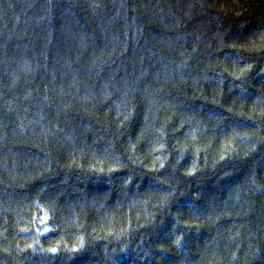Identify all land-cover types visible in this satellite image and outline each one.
I'll list each match as a JSON object with an SVG mask.
<instances>
[{
    "label": "trees",
    "instance_id": "trees-1",
    "mask_svg": "<svg viewBox=\"0 0 264 264\" xmlns=\"http://www.w3.org/2000/svg\"><path fill=\"white\" fill-rule=\"evenodd\" d=\"M0 264H264V0H0Z\"/></svg>",
    "mask_w": 264,
    "mask_h": 264
},
{
    "label": "snow or ice",
    "instance_id": "snow-or-ice-1",
    "mask_svg": "<svg viewBox=\"0 0 264 264\" xmlns=\"http://www.w3.org/2000/svg\"><path fill=\"white\" fill-rule=\"evenodd\" d=\"M53 251H55V250H53Z\"/></svg>",
    "mask_w": 264,
    "mask_h": 264
},
{
    "label": "bare ground",
    "instance_id": "bare-ground-1",
    "mask_svg": "<svg viewBox=\"0 0 264 264\" xmlns=\"http://www.w3.org/2000/svg\"><path fill=\"white\" fill-rule=\"evenodd\" d=\"M41 234V233H40Z\"/></svg>",
    "mask_w": 264,
    "mask_h": 264
}]
</instances>
